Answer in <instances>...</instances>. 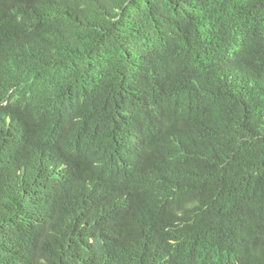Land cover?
Instances as JSON below:
<instances>
[{"label": "trees", "instance_id": "16d2710c", "mask_svg": "<svg viewBox=\"0 0 264 264\" xmlns=\"http://www.w3.org/2000/svg\"><path fill=\"white\" fill-rule=\"evenodd\" d=\"M0 264H264V0L0 4Z\"/></svg>", "mask_w": 264, "mask_h": 264}, {"label": "clouds", "instance_id": "9594fccd", "mask_svg": "<svg viewBox=\"0 0 264 264\" xmlns=\"http://www.w3.org/2000/svg\"><path fill=\"white\" fill-rule=\"evenodd\" d=\"M7 1L8 0H0V4L5 5ZM10 9H11V6L6 5L5 10H6L7 14L10 12Z\"/></svg>", "mask_w": 264, "mask_h": 264}]
</instances>
